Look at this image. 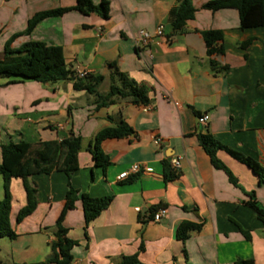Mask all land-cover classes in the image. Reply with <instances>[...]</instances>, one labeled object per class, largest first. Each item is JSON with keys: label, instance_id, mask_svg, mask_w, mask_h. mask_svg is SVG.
<instances>
[{"label": "crops", "instance_id": "1", "mask_svg": "<svg viewBox=\"0 0 264 264\" xmlns=\"http://www.w3.org/2000/svg\"><path fill=\"white\" fill-rule=\"evenodd\" d=\"M92 1L99 5L103 0ZM106 1L108 19L73 10L45 19L24 35L36 14L74 8L76 0H0V62L7 44L18 50L43 42L61 47L68 69L76 74L103 76L101 94L109 93L117 69L146 86L150 98L147 106L117 99L98 109L95 96L76 91L72 81L43 85L0 78V145L38 147L82 138L79 168L71 177L54 172L29 179L38 205L20 224L16 217L27 205V194L23 181L12 179L10 223L17 237L0 238V264H37L52 257L50 245L69 184L79 196L113 199L87 227L80 199L68 212V237L79 243L72 264H120L136 255L134 264H235L239 259L264 264V221L247 205L248 194L254 193L264 208V185L248 167L219 152L238 179L239 187L233 185L198 141L210 133L264 167V27L242 30L237 10L212 12L202 9L212 0H193L195 19L174 34L172 22L182 0ZM160 26L164 34L156 36ZM212 30L224 34V56L207 54L202 33ZM141 31L153 36L148 46L139 45ZM212 60L220 64L217 69ZM205 115L208 124L200 125ZM121 122L134 134L100 145L110 161L104 170L95 165L89 148L101 131ZM178 158L181 168L175 170L172 162ZM165 163L176 179L166 181ZM133 165L140 171L120 180ZM3 196L0 176V200ZM161 209L167 214L156 223L153 217ZM183 222L201 225V230L182 241L178 228ZM241 230L249 232L250 240Z\"/></svg>", "mask_w": 264, "mask_h": 264}, {"label": "trees", "instance_id": "2", "mask_svg": "<svg viewBox=\"0 0 264 264\" xmlns=\"http://www.w3.org/2000/svg\"><path fill=\"white\" fill-rule=\"evenodd\" d=\"M202 9L218 12L224 9H235L239 13L240 28L242 30L264 27V0H212L202 6ZM78 11L83 15L97 14L103 19H108L110 3L103 0L95 5L92 0H76L74 8H60L36 14L30 21L24 35H30L33 30L45 19L61 17L70 11ZM198 10L194 7L193 0H182L175 13L172 28L173 33L184 31L189 21L195 19ZM207 54L210 57L224 56V34L222 31L203 32ZM250 43L241 45L247 48ZM212 67L217 69L219 63L212 60ZM113 67V66H112ZM224 66L222 71H227ZM0 78L20 79L19 81H35L43 85L56 84L62 81H72L76 91H85L95 96L98 109L107 107L117 99L129 100L134 105L150 104L148 89L130 79L125 73L115 69L111 77V87L106 95L98 91V87L104 77L88 74L84 78L68 69L64 51L59 46L47 45L43 42H30L18 50H12L10 45L5 47V59L0 62ZM11 81L9 84H13ZM133 129L121 122L115 127L101 131L95 138V142L89 150L96 166L106 170L110 166L109 159L100 150V145L109 139H120L132 136ZM200 146L210 158L214 168L224 171L230 182L239 187L238 179L218 157L219 152H225L235 160L248 167L258 178L260 185H264V167L254 159L236 152L216 140L210 133L198 136ZM82 147V138H66L62 141H48L38 147L21 142H9L1 144L3 162L0 165V176L3 179V199L0 200V238L15 239L17 237L10 223L12 211V195L10 185L13 178H19L24 183L27 194V205L22 208L16 217V223H22L28 216L34 213L38 205L37 190L31 185L29 179L38 175H51L54 172H63L68 177L79 168L78 154ZM166 181L177 178V174L168 163H165ZM250 200L247 205L256 213L259 220L264 221V208H261L254 193L248 194ZM82 201L86 227L96 220L112 203V197L92 198L86 194L78 195L69 184L65 206L56 222L54 240L51 243L52 257L37 264H72L73 249L79 245L68 237L69 230L65 227V218L69 211L75 208L76 202ZM201 230V225L183 222L178 228V238L185 241L190 233ZM247 240H250L249 232L241 230ZM138 261V255L124 258L120 264H134ZM235 264H255L252 260L239 259Z\"/></svg>", "mask_w": 264, "mask_h": 264}, {"label": "built area", "instance_id": "3", "mask_svg": "<svg viewBox=\"0 0 264 264\" xmlns=\"http://www.w3.org/2000/svg\"><path fill=\"white\" fill-rule=\"evenodd\" d=\"M164 34V27L163 26H160L157 31H156V36H163ZM139 45L140 46H148L149 43L151 42V40L153 39V36L146 32V31H141L139 33ZM78 77L80 78H84L86 75H88L87 72H84V71H80L78 72ZM208 121H209V117L207 115L205 116H202L199 118L198 122L200 125H204L206 126L208 124ZM157 143L159 144V141H157ZM172 166L175 170H178L181 168V159L178 158V159H175L173 162H172ZM140 171V166L139 165H133L129 171L127 172H124L123 174H121L119 176V179L120 180H125V179H128L130 177L131 174H137L138 172ZM167 214V211L165 209H161L159 210L153 217V221L158 223L160 222Z\"/></svg>", "mask_w": 264, "mask_h": 264}, {"label": "water", "instance_id": "4", "mask_svg": "<svg viewBox=\"0 0 264 264\" xmlns=\"http://www.w3.org/2000/svg\"><path fill=\"white\" fill-rule=\"evenodd\" d=\"M71 139H74V136H72Z\"/></svg>", "mask_w": 264, "mask_h": 264}]
</instances>
